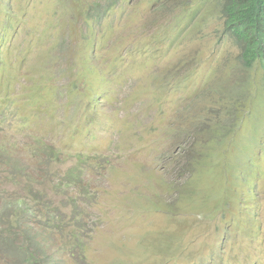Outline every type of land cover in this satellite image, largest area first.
<instances>
[{
	"label": "rangeland",
	"instance_id": "1",
	"mask_svg": "<svg viewBox=\"0 0 264 264\" xmlns=\"http://www.w3.org/2000/svg\"><path fill=\"white\" fill-rule=\"evenodd\" d=\"M240 54L219 0H0V209L24 166L36 219L86 211L82 259L30 222L50 264H264V64ZM42 143L49 169L88 155L90 198L41 176Z\"/></svg>",
	"mask_w": 264,
	"mask_h": 264
},
{
	"label": "trees",
	"instance_id": "2",
	"mask_svg": "<svg viewBox=\"0 0 264 264\" xmlns=\"http://www.w3.org/2000/svg\"><path fill=\"white\" fill-rule=\"evenodd\" d=\"M221 4L222 26L236 41L241 50L240 59L243 64L250 68L256 63L264 64V0H219ZM105 9L99 13L104 14ZM44 144V143H42ZM45 145V144H44ZM40 146L35 150L37 163L40 165L42 177L57 181L54 188L65 190L68 187L81 188V199L83 196L91 197L88 188L85 189L84 175L86 165L90 160L88 155L78 153L73 166L62 172L60 169H49V162L60 161V149L52 146ZM28 177L26 189L29 190L26 196H17L2 201L0 209V258L11 264H50L46 247L37 240L36 235L31 234L29 228L33 220L41 223L45 229L50 228V235L66 226L72 227V249H80L77 255L82 259L85 255L86 244L84 242L85 225L82 216L85 215V208L79 203V196L71 199L72 209L66 211V205H54V202L45 203L43 208L46 213L43 218L36 219L37 207L30 204L37 201V198L44 199L45 193L34 192V182L31 181V174L24 166L8 169L7 178L14 183L16 179ZM83 195V196H82ZM33 199V200H32ZM85 199V198H83ZM64 201V200H63ZM83 201V200H82ZM62 202V201H61ZM9 207L10 209H5ZM69 212V213H68ZM22 236H21V235ZM20 236V237H19ZM58 260L55 262L57 264ZM59 264V263H58Z\"/></svg>",
	"mask_w": 264,
	"mask_h": 264
}]
</instances>
